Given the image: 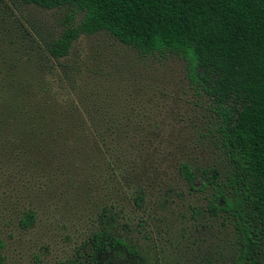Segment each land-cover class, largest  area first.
I'll use <instances>...</instances> for the list:
<instances>
[{"label":"trees","instance_id":"trees-1","mask_svg":"<svg viewBox=\"0 0 264 264\" xmlns=\"http://www.w3.org/2000/svg\"><path fill=\"white\" fill-rule=\"evenodd\" d=\"M19 1L64 16L51 35L8 26L0 54V187L17 199L15 226L36 224L35 193L84 196L92 212L60 264H152L151 205L201 195L188 207L228 220L229 264H264V0ZM97 33L182 62L190 132L105 85L75 99L79 69L62 60Z\"/></svg>","mask_w":264,"mask_h":264},{"label":"rangeland","instance_id":"rangeland-1","mask_svg":"<svg viewBox=\"0 0 264 264\" xmlns=\"http://www.w3.org/2000/svg\"><path fill=\"white\" fill-rule=\"evenodd\" d=\"M63 16L62 9L47 10L19 0H0V54L12 52L8 39L13 32H8V26L12 30L17 26L33 35H51L63 28ZM62 61L79 69L75 99L97 84L105 85L118 94L111 101L144 106L155 119H165L173 134L191 131L196 97L187 87L183 64L176 57L142 55L104 33H97L80 36ZM12 194L10 185L0 187V264H60L71 255L75 245L72 241L84 230L86 217L92 212L90 202L84 196L35 193V201L41 206L37 222L33 228L22 230L14 223L13 200L17 204V199ZM194 203L201 209L205 200L201 195L186 196L163 211L151 205L150 211L158 217L146 220L152 264H204L207 258L229 264L231 225L223 216H211L205 210L193 217L188 204ZM66 233L76 235L70 237V243Z\"/></svg>","mask_w":264,"mask_h":264}]
</instances>
